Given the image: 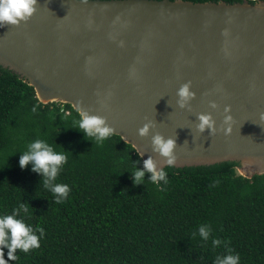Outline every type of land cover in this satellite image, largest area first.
<instances>
[{
	"label": "water",
	"instance_id": "95a60500",
	"mask_svg": "<svg viewBox=\"0 0 264 264\" xmlns=\"http://www.w3.org/2000/svg\"><path fill=\"white\" fill-rule=\"evenodd\" d=\"M256 4L38 0L27 21L0 27V65L45 104L106 117L143 161L165 166L152 150L159 132L176 140L177 168L232 161L252 178L264 174V6ZM188 81L195 96L181 108L177 89ZM199 113L212 114L214 134L196 130ZM148 121L154 126L140 136Z\"/></svg>",
	"mask_w": 264,
	"mask_h": 264
},
{
	"label": "trees",
	"instance_id": "16d2710c",
	"mask_svg": "<svg viewBox=\"0 0 264 264\" xmlns=\"http://www.w3.org/2000/svg\"><path fill=\"white\" fill-rule=\"evenodd\" d=\"M78 121L70 104L41 102L33 86L0 65V215L24 204L25 223L44 229L40 247L18 249L9 264H213L227 247L240 264H264V174L245 177L239 162L228 161L166 168L167 184L145 172L137 184L132 173L144 167L137 150L115 134L97 142ZM35 139L67 156L55 182L71 191L59 202L31 163L19 166ZM201 225L211 228L207 240ZM214 238L227 247L214 246Z\"/></svg>",
	"mask_w": 264,
	"mask_h": 264
},
{
	"label": "clouds",
	"instance_id": "9594fccd",
	"mask_svg": "<svg viewBox=\"0 0 264 264\" xmlns=\"http://www.w3.org/2000/svg\"><path fill=\"white\" fill-rule=\"evenodd\" d=\"M81 3H87L88 0H80ZM38 0H0V27L4 24L19 25L22 21H27L35 12ZM257 7L264 6V0H257ZM227 34V29L224 30ZM123 44V41H121ZM191 81L183 83L177 89V104L181 108L187 106V101L195 96V93L190 90ZM210 106L216 108L215 101H210ZM36 109L33 108V111ZM223 123L227 127L223 128L225 135L232 132L233 117L230 114L231 106L225 105ZM198 123L195 125L196 130L203 133L206 129L210 134L217 131L216 122L211 113L197 114ZM259 119L264 121V112H260ZM153 122L148 121L138 129L140 136H145L149 133ZM78 129L85 136L94 137L97 142H103L110 137L114 132V128L107 123L106 117L101 115L90 114L86 109L80 107ZM152 150L159 153L160 156L166 158L165 166L159 167L155 159L151 156L143 161V169L136 168L132 176L134 182L143 183L145 172L151 173L148 177L154 183L163 181L168 183L166 168L177 167V156L175 148L176 140L173 137H165L161 133L156 132L152 135ZM143 155V153H140ZM67 162V156L64 152H57L52 145L42 139H35L27 146V150L21 152L19 157V166L25 168L31 163V170L38 172L42 176L43 186L52 193L56 194L57 202L68 197L71 188L68 184L56 183V177L63 164ZM25 209L24 204H20L18 208H14L12 213L0 215V264H9L15 260L17 250H22L25 253L34 248L40 247V240L44 236V229L38 228L33 230L30 224H26L19 213ZM199 235L203 240H207L211 234L209 225H201L198 229ZM214 246H219L222 243L227 247V240L222 241L220 238L212 240ZM7 249V257L4 258V249ZM241 257L238 252L234 253L230 247L223 254H218L213 260V264H240Z\"/></svg>",
	"mask_w": 264,
	"mask_h": 264
},
{
	"label": "built area",
	"instance_id": "2783aa9c",
	"mask_svg": "<svg viewBox=\"0 0 264 264\" xmlns=\"http://www.w3.org/2000/svg\"><path fill=\"white\" fill-rule=\"evenodd\" d=\"M257 0H252V2H256Z\"/></svg>",
	"mask_w": 264,
	"mask_h": 264
}]
</instances>
